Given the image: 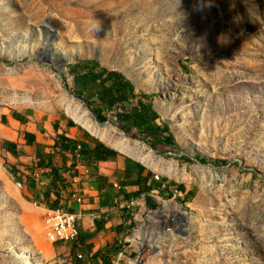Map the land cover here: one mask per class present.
Masks as SVG:
<instances>
[{
    "label": "rangeland",
    "instance_id": "obj_1",
    "mask_svg": "<svg viewBox=\"0 0 264 264\" xmlns=\"http://www.w3.org/2000/svg\"><path fill=\"white\" fill-rule=\"evenodd\" d=\"M15 46L27 48L17 61L7 55ZM54 47L76 58L61 62ZM0 48V264H24V257L31 264L75 262L73 246L50 244L42 230L49 179L35 167V146L12 142L19 161L2 149L14 139V113L28 117L45 153L72 123L82 142L98 140L119 154L101 165L118 184L124 158L166 179L169 190L150 194L152 207L136 201L128 242H115L125 256L116 264H135L139 251L142 264H264V0H0ZM84 60L121 72L136 94L150 96L176 146L152 149L111 115L100 137L78 126L65 105L95 114L76 100L67 67ZM53 160L61 164L56 154ZM84 169L87 178L66 173H76L78 183L67 179L58 208L78 207L70 195L82 196V184L98 171ZM164 203V218L149 220ZM182 208L189 216L176 217ZM144 219L145 234L160 236L166 224L164 238L146 236L158 248L153 255L141 237L131 240Z\"/></svg>",
    "mask_w": 264,
    "mask_h": 264
},
{
    "label": "trees",
    "instance_id": "obj_2",
    "mask_svg": "<svg viewBox=\"0 0 264 264\" xmlns=\"http://www.w3.org/2000/svg\"><path fill=\"white\" fill-rule=\"evenodd\" d=\"M67 68V73L72 78L74 95L88 103L99 123L107 122L111 115V117L116 118L117 123L121 125L124 131L127 133L134 131V135L145 140L152 149L160 145L176 146L174 136L168 125L158 123L159 115L153 108L152 98L142 93L136 94L133 84L121 72L102 67L94 60L77 61L72 65L69 64ZM12 118L21 124L26 123V120L20 114L14 113ZM68 127L75 128L72 123L68 124ZM20 135L27 146H35V167L41 169L49 179L45 191L46 203L40 206L43 205L50 210L58 209L61 191L70 187L67 184L66 173L70 170L75 172L78 163L84 166H94L98 170V164L114 162L119 157L116 151L105 147L98 140L84 143L81 140H73L67 137L65 133L57 134L52 145L53 152L45 153V147L36 143V137L33 134L22 132ZM77 148H79V151H77L79 159L75 155ZM2 149L13 158L21 156L17 152V146L8 141L3 143ZM53 154L60 157V165L55 164ZM187 160L190 159L187 158ZM195 160L203 162L202 158L196 157ZM67 162H70L69 166H67ZM216 164H218L217 161L212 162V165ZM222 164L225 163L222 162ZM123 173L121 187L136 189L132 193L122 192L124 200L131 201L132 199L144 197L146 205L152 207L153 200L150 194H153L156 190L158 192L169 190L166 179L151 175L138 162L129 158H124ZM74 177H76V173L72 178ZM101 180L102 178L97 176L96 182L99 183ZM21 181L18 183H22ZM25 185L30 189H33L34 186L33 183L28 182ZM177 188L181 193L185 192L183 186L177 185ZM51 196H55V200L48 203ZM168 196L171 197L172 194L169 193ZM130 227H134L133 222H131ZM91 238L88 235L79 236L77 241L79 246L74 245L72 248L74 264H84L83 257H87L89 261L86 264H90L91 261L97 259L101 260L102 264H112L111 257L116 256L118 253L113 245H108L105 250L96 252L89 257L90 247L85 243ZM79 255L81 258H78Z\"/></svg>",
    "mask_w": 264,
    "mask_h": 264
},
{
    "label": "crops",
    "instance_id": "obj_3",
    "mask_svg": "<svg viewBox=\"0 0 264 264\" xmlns=\"http://www.w3.org/2000/svg\"><path fill=\"white\" fill-rule=\"evenodd\" d=\"M25 118V124H21L19 121H16L13 118L11 120L8 119L9 125L12 128V136H14V139L11 140L10 143H15L16 140L22 141L23 137L20 135L22 132L31 133L36 137V139H38L39 132L35 127L34 129H29L28 125L30 123L28 121V117ZM5 119L6 117H4V120ZM61 127L62 130L60 128L56 133H65L67 137L73 140H79V135L73 133L74 129L69 128L68 123ZM21 158L22 157L20 156L18 158V161L21 160ZM101 165H106V163L98 164V171L96 175L91 177L90 180L87 179L85 183L82 184V197L86 199L84 205L81 207L74 208L72 212L82 214V220L79 224V232L80 230H83L84 233H86L82 236L88 235L92 237L85 243V245H89L90 247V252L88 254L89 257L95 254L96 252L105 250L106 246L108 245H113L116 248L115 242H128V240L126 239L127 234L133 228L130 227V224L131 222H133L134 224H136L137 222L136 214L133 213V211L134 209H136V207L140 205L136 203V201L141 198H144L141 197L139 199H132L131 201L124 200L122 197V192L126 191L127 193H132L136 189L125 188L122 186L119 192L115 190L113 188V183H120L117 180L120 178H116L114 180L109 177V174L102 173ZM88 171L90 175L91 172L90 170ZM88 176L84 178H87ZM97 176H100L102 178L99 183L94 180L95 178L97 179ZM76 178L77 176L73 179ZM66 179L68 178L66 177ZM73 179H68V181H70V184L72 183ZM132 202L134 204L130 205V203ZM74 245L79 246L78 242ZM128 248L130 250L131 246L128 245ZM120 257L125 256L121 253V251H118L116 256L111 257L112 264H116L115 260L119 261ZM87 262H89L87 257H83V263L86 264ZM90 264H102V262L101 260L97 259L91 261Z\"/></svg>",
    "mask_w": 264,
    "mask_h": 264
},
{
    "label": "built area",
    "instance_id": "obj_4",
    "mask_svg": "<svg viewBox=\"0 0 264 264\" xmlns=\"http://www.w3.org/2000/svg\"><path fill=\"white\" fill-rule=\"evenodd\" d=\"M77 151H79V148H77L75 152L76 158L79 159ZM75 170L76 172L81 173L83 177L89 175V171L87 169H84V166L79 165V163L76 166ZM72 183H78L77 178L73 179ZM20 187L22 188L21 185ZM73 187L74 186L72 185V188ZM72 188L70 190V194L72 193ZM113 188L119 191L121 189V186L117 183H113ZM64 193L65 190H62L61 194ZM70 198L76 204V206L81 207L82 205H84L85 199L82 196H79L76 193H72L70 195ZM34 205L36 206V204ZM44 212L45 214H43L42 225L45 230L47 241L50 244L61 243L62 245L72 246L77 243L80 236L79 224L82 220L81 213L66 212L62 208L50 210L45 207ZM78 258L81 257L79 256Z\"/></svg>",
    "mask_w": 264,
    "mask_h": 264
},
{
    "label": "bare ground",
    "instance_id": "obj_5",
    "mask_svg": "<svg viewBox=\"0 0 264 264\" xmlns=\"http://www.w3.org/2000/svg\"><path fill=\"white\" fill-rule=\"evenodd\" d=\"M35 50H36V48H34L33 51H35ZM26 51H27L26 47H19L18 48L17 46H15L9 52H7V55L9 56L10 60L17 61L18 59L23 58V56L26 54ZM51 51H52V53H55V54L62 56L61 62L62 61L68 62L70 60L72 61L74 58H76V54L71 53V52H67L63 49L61 50L60 48H57V47L52 48ZM5 54H6L5 50L3 48H0V57L2 55H5ZM52 60L57 62L58 59L56 60L55 58H52ZM61 62H59V63H61ZM65 112L68 114V116L70 118H72L74 120L75 123H77L78 126L80 125L81 127H83L91 135H94L96 137H100V134L98 131L99 126H97V124H95L93 122L90 115L79 114L78 113L79 109L78 108L72 109L69 104L65 105ZM120 149L122 150V148H120ZM15 195L16 194H14V196ZM133 204L134 203L132 202L130 205H133ZM168 208H169V204L164 203V211H161L157 217L152 218V219H156V218L160 217L161 215L164 216V214L166 213ZM42 230L44 232V229H42ZM135 236H136V240H137V238H139V235L136 233ZM131 239H132V241H134V238H131ZM140 248H141V246H140ZM20 257H22V256H20ZM23 261H25L24 264H31L30 259L27 257H24Z\"/></svg>",
    "mask_w": 264,
    "mask_h": 264
},
{
    "label": "water",
    "instance_id": "obj_6",
    "mask_svg": "<svg viewBox=\"0 0 264 264\" xmlns=\"http://www.w3.org/2000/svg\"><path fill=\"white\" fill-rule=\"evenodd\" d=\"M75 98H76V100L80 101L86 107L87 110H91V108L89 107L88 103L85 100L79 99L78 97H75ZM90 116H91L93 122L95 124H97V126L103 127V126L107 125V122L106 123H98L96 115H93L92 113H90ZM185 210H186L185 208L181 209V211L184 212V214H181L179 211H175L174 215L176 217H179V218L189 216V213L186 212ZM161 211H164V207L161 208L160 211H155L153 214H151V216L148 219L150 220L152 218L157 217L158 214H160ZM158 218L162 219V218H164V216L161 215ZM166 221H167V219L165 220V223H166ZM146 225H148V221H147V219H144L142 225L139 227V229L137 231V234L139 235V237L142 238L143 245H145V247L149 248V250L152 252V255H153L154 253L158 252V248H156L154 246V244L150 243V242H152L154 239H162V238L165 237L166 232H167V229L165 228L166 224L162 225L163 228H162V231L160 233V236H157L156 233H154L153 231H152L153 232L152 234H145L146 233V229H145ZM146 236L150 237V242L149 243L146 241ZM131 238H134V241L136 240L135 233L132 235ZM141 255H142V251H139L138 252V257H137V260H136L135 264H142Z\"/></svg>",
    "mask_w": 264,
    "mask_h": 264
}]
</instances>
